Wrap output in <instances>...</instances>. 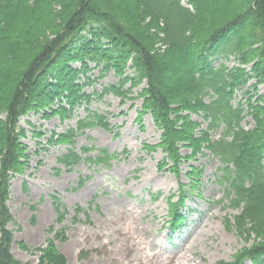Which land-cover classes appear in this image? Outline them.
Returning a JSON list of instances; mask_svg holds the SVG:
<instances>
[{"label":"trees","instance_id":"1","mask_svg":"<svg viewBox=\"0 0 264 264\" xmlns=\"http://www.w3.org/2000/svg\"><path fill=\"white\" fill-rule=\"evenodd\" d=\"M217 1L222 0H0V264H25L12 254L15 237L9 226L16 221L8 205L11 178L23 174L26 166L20 119L43 113L65 121L95 97L113 94L125 101L143 85L138 96L142 115L150 114L162 129L160 147L170 161L161 169L178 166L183 147L195 156L210 151L222 164L226 200L241 210L237 219L255 226L264 222V95L255 103L247 101L256 122L251 131L242 126L245 108L233 103L248 79L264 82V0H227L218 11ZM230 56L239 67L214 66L213 59ZM252 63L250 76L244 67ZM91 64L102 68V78L114 72L119 84L89 94L85 89L91 84ZM82 77L88 81L82 83ZM198 114L208 122L207 130L199 131L192 120ZM95 127L113 129L107 116L89 111L76 128L60 136V142L73 148L58 163L68 170L83 161L110 167L117 154L104 149L84 158L95 148L81 153L74 148V140ZM219 129L221 137L213 139ZM183 205L180 200L171 207L174 232L184 222L179 211ZM37 250L40 264H67L52 244ZM246 261L264 264V240L243 250L234 262L219 264Z\"/></svg>","mask_w":264,"mask_h":264},{"label":"rangeland","instance_id":"2","mask_svg":"<svg viewBox=\"0 0 264 264\" xmlns=\"http://www.w3.org/2000/svg\"><path fill=\"white\" fill-rule=\"evenodd\" d=\"M217 2L218 11L227 0ZM183 4L188 5L187 1ZM213 62L215 67L225 64L230 70L239 67L235 56L226 60L217 57ZM252 66L244 67L250 76ZM91 68V84L85 89L89 94H101L105 88L119 84L114 72L102 78V68L93 64ZM87 81L82 77V83ZM257 81L258 77L248 79V84L240 86L234 95V105L245 108L242 126L247 131L256 128L247 101L255 103L264 95V82ZM143 88L134 89L125 101L113 94L95 97L65 121L59 116L44 117L43 113L20 119L18 130L23 133L20 143L26 148V166L23 174L11 178L8 203L16 221L9 228L14 232L12 254L17 260L40 264L42 253L37 249H48L52 244L67 264H140V260L151 264L152 253L157 256L156 264L171 260L176 264H219L234 262L243 250L264 240L259 227L262 219L257 226L250 220L237 219L241 210H234L226 200L220 182L221 163L210 151L195 156L183 147L180 164L171 165L173 170L161 169L170 161L160 147L162 129L150 114L142 115L143 101L138 96ZM89 111L107 116L113 129L85 130L74 140V148L80 153L83 148H95L84 158L96 157L104 149L119 157L110 167L83 161L68 170L58 159L73 146L60 142V136L76 128ZM191 118L199 124V131L208 129L203 114ZM222 133L219 129L211 136L218 139ZM52 137L58 141L50 143ZM81 179L85 182L79 187ZM56 199L64 214L62 221L58 219ZM180 200L184 222L177 233H172L171 207H177Z\"/></svg>","mask_w":264,"mask_h":264},{"label":"bare ground","instance_id":"3","mask_svg":"<svg viewBox=\"0 0 264 264\" xmlns=\"http://www.w3.org/2000/svg\"><path fill=\"white\" fill-rule=\"evenodd\" d=\"M150 259H151V264L158 263V259H157V256L155 254L152 253ZM179 263H180V261H179ZM140 264H143V262L141 260H140ZM166 264H176V263H175V261L171 260V261L167 262Z\"/></svg>","mask_w":264,"mask_h":264}]
</instances>
